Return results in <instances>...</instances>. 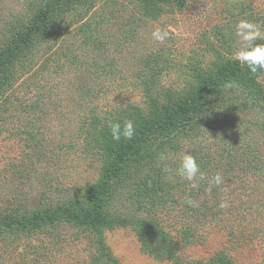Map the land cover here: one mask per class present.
I'll return each mask as SVG.
<instances>
[{"label": "rangeland", "instance_id": "374dc122", "mask_svg": "<svg viewBox=\"0 0 264 264\" xmlns=\"http://www.w3.org/2000/svg\"><path fill=\"white\" fill-rule=\"evenodd\" d=\"M49 1L0 0V56ZM242 18L264 24V0H86L60 14L54 35L0 73V213L22 219L92 208L90 191L112 166V150L129 143L113 140L109 124L132 120L136 136L237 62ZM155 27L171 38L153 42ZM258 83L264 91V76ZM257 94L224 85L207 96L209 115L154 135L147 150L155 190L141 184L147 170H130L111 188L105 224L60 221L25 234L0 226V264H264V102ZM184 150L198 155L209 177L222 174L210 195L175 175ZM161 153L173 172L162 171ZM186 196L199 207H188ZM221 199L229 207L219 208Z\"/></svg>", "mask_w": 264, "mask_h": 264}, {"label": "trees", "instance_id": "16d2710c", "mask_svg": "<svg viewBox=\"0 0 264 264\" xmlns=\"http://www.w3.org/2000/svg\"><path fill=\"white\" fill-rule=\"evenodd\" d=\"M85 3L86 0H50L45 8L39 12V15L31 21L29 27L20 32L15 41L10 43L7 53L0 56V73L5 77L9 72L8 64L11 60L16 61L23 53L34 47L38 40L54 35L56 30L55 20L60 14L71 11L76 4ZM259 76H253L242 68L238 62H235L224 70H218L210 80L192 94L190 99L182 100L173 107L165 108L162 117L145 122L137 135L128 144H121L112 150V166L106 168L102 183L90 191L92 208L58 207L53 210L48 209L44 213L35 212L31 217L22 219L0 213V226L8 231L25 234L35 232L45 226H54L60 221L73 222L84 227L93 228L105 224L106 207L109 203L111 188L116 182L125 180L124 176L128 177L130 170L135 172L136 168L138 173L147 170L146 178L141 184L145 190H155L153 187L156 188L157 183L149 178L148 173L153 168V160L147 150L154 135L166 133L170 129L182 128L194 122L196 117L209 115L211 105L207 100V96L215 93L228 82H238L253 87L264 102V91L258 83ZM3 82L0 79V88ZM204 187L206 188V186ZM202 188L200 187L198 190L204 191L205 188ZM196 194L191 193L192 198ZM189 236L192 235H186V238ZM139 237L143 242L146 241L143 233H139Z\"/></svg>", "mask_w": 264, "mask_h": 264}, {"label": "clouds", "instance_id": "9594fccd", "mask_svg": "<svg viewBox=\"0 0 264 264\" xmlns=\"http://www.w3.org/2000/svg\"><path fill=\"white\" fill-rule=\"evenodd\" d=\"M172 33L161 27H155L151 30V39L157 44H164L171 38ZM235 42L236 48L233 52V58L253 76H264V43H257L264 40V24L253 22L252 20L242 18L235 24ZM234 82L226 83L225 87L231 88ZM112 139L115 141L123 139L132 140L136 134V125L132 120H124L122 123L117 121L109 124ZM168 156L164 153L159 154L158 160L161 163L167 161ZM199 157L189 150H184L174 169L175 175L182 181H186L190 189H199L201 182L206 183L205 193L210 195L214 188L220 187L224 183V178L220 172H216L211 177L203 171L198 162ZM165 173L173 172L168 164L164 163L162 169ZM190 208H198L199 201L190 196L185 197L184 201ZM229 207L226 199H221L219 208Z\"/></svg>", "mask_w": 264, "mask_h": 264}]
</instances>
